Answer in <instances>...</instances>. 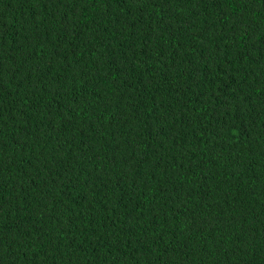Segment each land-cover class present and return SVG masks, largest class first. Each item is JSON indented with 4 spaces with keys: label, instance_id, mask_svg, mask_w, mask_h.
I'll return each instance as SVG.
<instances>
[{
    "label": "trees",
    "instance_id": "trees-1",
    "mask_svg": "<svg viewBox=\"0 0 264 264\" xmlns=\"http://www.w3.org/2000/svg\"><path fill=\"white\" fill-rule=\"evenodd\" d=\"M0 264H264V0H0Z\"/></svg>",
    "mask_w": 264,
    "mask_h": 264
}]
</instances>
